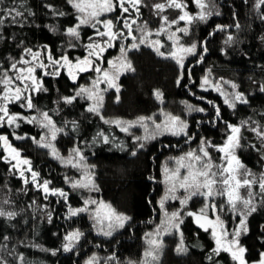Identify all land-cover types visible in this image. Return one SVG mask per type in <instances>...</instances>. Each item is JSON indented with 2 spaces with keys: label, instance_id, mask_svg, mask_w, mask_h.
I'll use <instances>...</instances> for the list:
<instances>
[{
  "label": "trees",
  "instance_id": "16d2710c",
  "mask_svg": "<svg viewBox=\"0 0 264 264\" xmlns=\"http://www.w3.org/2000/svg\"><path fill=\"white\" fill-rule=\"evenodd\" d=\"M23 2L33 14L25 12L26 22L22 25L5 20L0 31V68L8 69L14 59L23 56L24 48L36 51L47 47L54 57L67 54L75 59L86 55L83 45L92 29L82 27V38L76 41L77 47L69 48L70 37L65 34V29L74 25L76 18L66 0ZM154 3V0H145L146 6L141 10L148 20L155 18ZM211 5L213 14L191 27V41L197 49L183 68L147 45L129 51L128 60L135 71L121 75L119 92L110 89L104 94L99 115L87 111V100L77 98L71 104L62 100V97L73 96L79 86L89 81L87 77L73 81L66 71L57 77L45 76L43 87L47 91L34 96L36 108L47 111L56 125L64 129L57 138L58 149L68 154L79 147L87 162L95 167V184L102 199L117 212L131 218L111 236L96 230L89 212L69 216V207L83 205L84 194L66 184L61 161L48 148L31 139L39 137L34 125H20L16 130L24 137L20 140L15 139L14 131L8 126L0 127V134L8 135L12 145L31 161L33 171L39 173L38 181L48 180L50 188H61L68 193L66 200L51 192L44 193L31 182L29 172L26 171L25 176L29 182L25 183L18 170L0 159V208L16 213L12 218L0 216V264H85L93 253L108 256L120 264H142L148 248L146 234L152 233L163 217L159 201L166 189L163 181L166 159L190 147L201 146L202 140L222 144L230 133L228 124L248 122L238 134L239 156L253 173L264 172V140L252 130L260 126L264 131V91H261L264 87V4L260 0H211ZM11 6L13 0H3L0 4V7ZM53 9L68 15L58 16ZM229 36L232 41L225 43ZM163 51H168V47ZM208 73L237 85L236 89L245 95L247 103H236L232 108L224 102L223 95L201 87ZM181 76L178 85L177 79ZM157 91L163 94L162 99L156 97ZM189 104L205 111L188 113ZM13 106L22 111L18 104ZM217 106L220 109L218 117ZM165 114L185 120L189 125L188 136L176 137L167 133L146 142L144 149H138L133 136L120 130L123 125L104 122L132 121L140 116H153L155 122H162ZM100 132L109 137V143L101 142ZM130 133L143 135V130L136 127ZM121 142L122 149L116 147ZM133 151L136 155H132ZM2 154L0 149V156ZM261 195L264 194H260L257 210L248 216L247 232L240 240L248 262L260 260V254L264 253V201ZM204 204L203 197H193L188 208L198 211ZM77 230L83 236L71 251H64L66 235ZM180 232L187 251L176 250L181 239L179 232L162 234L163 247L153 264H238L227 252L221 251L219 256L212 253L215 240L211 231L205 232L196 225L192 216L183 219ZM210 255L211 260L208 259Z\"/></svg>",
  "mask_w": 264,
  "mask_h": 264
},
{
  "label": "snow or ice",
  "instance_id": "6c2138e0",
  "mask_svg": "<svg viewBox=\"0 0 264 264\" xmlns=\"http://www.w3.org/2000/svg\"><path fill=\"white\" fill-rule=\"evenodd\" d=\"M3 0H0L2 4ZM264 4V0H260ZM66 3L71 6L75 13L76 23L65 29V34L73 40L79 42L81 40V28L89 27L94 30L93 36H89L88 43L84 48L87 55L83 58H70L67 54H61L59 57H54L50 49L45 47L42 50L34 51L32 48H24V56L19 59H14L8 69L0 68V127H19L20 122L29 124H37L44 130V134L40 141H36L42 147L51 149V154L62 163H66L71 167L83 173L82 179H77L71 182L74 189H84L91 191H99V187L94 182V173L91 171L92 166L84 163V156L79 147L73 148L72 153L68 157L61 156L52 141H55L58 134L64 133V129L57 127L56 122L47 111L39 113V118L36 115L25 116L21 113H13L10 111V105L19 104L21 107L33 110L36 105L33 103L35 94L46 92L43 87V79L45 76L57 77L61 75V70L67 72L68 76L73 80H77L79 73H87L93 71L97 73L95 80L91 82V86H81L78 91L71 97H62V100L71 104L77 98L91 101L87 111L100 114V109L103 107V92L107 88L116 87L114 81L119 78V75L126 71H135L130 60L127 59V53L133 49L139 50L141 45L151 47L158 55L171 58L177 62L180 68L184 67V60L187 54H194L197 49L196 44L184 46L180 43L181 36L177 33H187L188 28H176L170 31L173 24H179L180 21H186L191 24L194 20L206 21L213 13L209 10L208 0H194V3L200 8V11L194 16L186 11V0H162L152 5L157 16L161 19V25L158 29L152 30L147 22H140L142 16V8L145 7V0H66ZM51 7V5H49ZM167 9H179L182 14L176 19L169 20L167 15L163 13ZM58 16H65L62 10L53 9ZM25 12L28 15L33 13L27 9L23 0H13V6L0 7V31H2L5 20H10L13 25H22L26 22ZM118 13V14H117ZM112 17V18H110ZM219 27V26H218ZM239 27V25H237ZM55 30V29H53ZM219 30L223 31V28ZM167 34V39L172 41V47L167 52L161 51L164 43L158 39H151L153 35ZM2 38V36H0ZM124 41H131L127 46ZM232 37L229 36L225 43H230ZM119 43L120 56L115 60L107 61L109 68L101 67V62L104 60L103 53L108 49L116 47ZM69 48L77 47V44L69 41ZM204 51H207L204 48ZM29 56L30 59L25 58ZM12 73V74H9ZM181 77H178L177 84H180ZM106 84L107 88L101 89L100 85ZM205 84H210L208 77L204 78ZM216 91H220L225 97L224 102L230 107L235 108L236 102L247 103V99L243 93L235 92L225 94L221 91L219 84L212 85ZM238 86L232 84V88ZM264 91V87L261 88ZM158 99H162L163 94L159 91L155 93ZM229 95L232 99L229 100ZM119 99V97H117ZM188 113L193 111L204 112V108H196L193 105H187ZM220 114V109L216 107L217 117ZM166 119L162 123H155L153 116H140L132 121L121 120H104L105 123H113L121 126L120 130L129 133L133 136V141L138 149H144L146 142L156 140L158 136L169 133L174 136H188V123L179 116L165 114ZM248 122L244 121L240 125L228 124L230 134L223 145H212L210 141L202 140L201 146L197 150H191L183 156L174 159V167H164V182L168 185L164 197L161 198L159 204L164 208L167 200H178L181 209L168 213L165 211L164 220L157 228L155 233L146 234L148 248L144 252L142 264H153L159 259L158 252L163 247L160 239L161 234H172L174 231L179 232L181 237L180 244L177 246V252L184 253L187 251L183 242V233L180 232V226L183 223L181 211L193 199V197L205 198V204L198 212L187 211L186 215L195 218V222L205 231L211 229V235L215 239V247L212 253L216 256L220 252H227L231 258L238 264H248L244 258L246 249L239 246V237L241 232H247V217L255 212L256 205L254 200L258 193L253 191V186L258 185L259 194H264V174L257 178L251 170L243 165L239 158L235 155V150L240 146V136L238 135L241 128ZM75 127V122H72ZM151 125V127H150ZM142 128L143 135H133L130 133L132 128ZM257 135L264 140V131L260 126L252 129ZM98 138L102 143H109V137L103 132L98 133ZM190 138V137H189ZM15 139H24L23 136H16ZM35 140V138H31ZM47 141V142H43ZM95 142V139H94ZM0 147L7 152V155L0 156V159L11 163L14 169H20L19 175L24 178V182L28 183L25 177V171L31 174V182L36 184L43 190L44 193L58 195L67 199L68 193L62 189L49 188L50 181H38L39 173L33 171L31 161L27 158H21L20 150L12 145L8 135L0 134ZM116 147L123 148V143L117 144ZM209 147L216 148L221 155V163H214ZM132 155H136L133 151ZM22 166H27L23 168ZM183 170V172H182ZM66 179H69L66 177ZM240 189L246 190V195H242ZM181 195L177 193L181 192ZM221 197L225 199L227 210H230L235 215L241 217L238 226L231 232L228 231L224 220L221 219L219 213L224 211L223 207L215 203V199ZM261 200L264 201V195H261ZM89 205H97L93 211V219L96 221L98 231L105 235L111 236L117 228L124 227L126 221L131 218L123 213L117 212L111 204L104 201H97L89 197L84 200V206L79 208L69 207V216H76L80 213L89 211ZM209 212L213 213L209 216ZM16 215L14 212H6L0 208V216L12 218ZM107 222V230L104 225ZM83 236L79 230L68 233L65 237L67 243L63 245L64 251H71L75 247V243ZM261 258L258 264H264V253H261ZM22 259V258H21ZM212 259V255L208 257ZM86 264H97V258H90ZM133 264V262H129Z\"/></svg>",
  "mask_w": 264,
  "mask_h": 264
},
{
  "label": "rangeland",
  "instance_id": "374dc122",
  "mask_svg": "<svg viewBox=\"0 0 264 264\" xmlns=\"http://www.w3.org/2000/svg\"><path fill=\"white\" fill-rule=\"evenodd\" d=\"M154 2L155 3H158V2H162V0H154ZM208 2H209V10L211 11V7H212V5H211V0H208ZM154 3V4H155ZM186 3H187V8H186V11L187 12H189L190 14H192V15H196L199 11H200V8L194 3V0H192V1H189V0H186ZM118 14V13H117ZM164 15H167L168 17H169V20H172V19H176V18H178V16L180 15V14H182V12H181V10H179V9H167L166 10V12L165 13H163ZM154 17L155 18H153V19H150V20H148V19H146L145 17H144V15L142 14V16H141V18H140V22H147V24H148V26H149V28L150 29H152V30H156V29H158L159 27H160V25H161V19H160V17L159 16H157L156 14H154ZM110 18H112V17H110ZM197 22H200V21H198V20H194L190 25L189 24H187V22L186 21H180L179 22V24H173L172 26H171V29H170V31H174L176 28H184V27H187L188 28V32L187 33H177V35L178 36H181V41H180V43L181 44H183L184 46H191L192 44H195V42L194 41H191L192 40V35H191V27L195 24V23H197ZM93 33H94V30L92 29V32L90 33V35L89 36H93ZM69 37V36H68ZM88 38V37H87ZM151 39H158V40H161L163 43H164V47H168V50L169 49H171V47H172V41H169L168 39H167V34H164V33H162V34H160L159 36H156L155 34L153 35V37L151 38ZM69 41H71L72 43H75L76 44V41L75 40H73L71 37L69 38ZM89 41H87V43H88ZM131 41H124V42H120V43H123L125 46H127L129 43H130ZM163 47V48H164ZM163 48H161V51H163ZM165 52V51H164ZM167 52V51H166ZM25 55V53L23 54V56ZM86 55H87V51H86ZM191 55H193V54H187L186 55V58H185V60H184V64H185V62H186V60L189 58V56H191ZM120 56V51H119V43L117 44V46L116 47H113V48H110V49H108L105 53H103V57H104V60L101 62V67H103V68H109V65H108V63H107V61H109V60H115L117 57H119ZM25 58H28V59H30V57L29 56H26ZM80 58H83V57H80ZM127 59H128V53H127ZM62 71H64V70H61V72ZM127 72V71H126ZM126 72H123V74L124 73H126ZM9 74H12V73H9ZM97 73H95V72H93V71H88L87 73H79L78 74V78H77V80L80 78V77H83V78H88L89 79V81L88 82H86V83H84V84H82L81 86H91V82L93 81V80H95L96 79V77H97ZM122 75V74H121ZM121 75H119V78L118 79H116L115 81H114V83H115V85H116V87H118L119 89H120V85H119V79H120V77H121ZM205 77H208V80L210 81V84H205L204 85V89L205 90H214L215 92H217V93H219V94H221V92L220 91H216L215 89H214V87L212 86V85H215V84H219L220 86H221V91H223L225 94H231V93H235V92H239L236 88H232V83H230L228 80H225L224 78H216V77H214L213 75H211L210 73H208L207 75H205ZM204 77V78H205ZM204 78H203V80H202V83L204 82ZM76 81V80H75ZM81 86H79V87H81ZM100 88L101 89H105V88H107V85L106 84H101L100 85ZM79 89V88H78ZM110 89H115V88H107V91L108 90H110ZM116 90V89H115ZM78 91V90H77ZM107 91H104L102 94H103V97H104V94L107 92ZM241 93V92H240ZM231 99H232V97H231V95H229V100L231 101ZM88 103L90 104L91 103V101H88ZM236 103H240V102H236ZM14 104H12V105H10V111L11 112H13V113H21V114H23V115H25V116H33V115H36V116H38V118H39V113H42L43 111H41V110H39V109H37V108H35V109H33V110H30V109H27V108H24V107H21L19 104H18V106L21 108V112L20 111H18V110H16L15 109V107L13 106ZM166 119V117L164 118V120ZM163 120V121H164ZM162 121V122H163ZM162 122H155V123H162ZM22 123H27V122H20V125L22 124ZM32 125H34L37 129H38V131H39V137H38V139H36V140H34L35 142L36 141H40L41 140V137L43 136V134H44V130L43 129H41L37 124H32ZM9 127V126H8ZM20 127V126H19ZM18 127V128H19ZM58 127V126H57ZM150 127H151V125H150ZM11 130H13L14 131V135H16V136H21V135H19V134H17V132H16V130L18 129L17 127H9ZM139 128V127H138ZM133 129V128H132ZM132 129H130V131L132 130ZM142 129V128H141ZM143 130V129H142ZM144 134V133H143ZM165 134H167V133H165ZM169 134V133H168ZM230 133H228V135H229ZM227 135V136H228ZM182 136H184V135H180V136H176V137H182ZM59 137V134H58V136H57V138ZM57 138H56V140L55 141H52V143L55 145V148L58 150V152H59V154L61 155V156H64V157H68L69 156V154L70 153H72V152H68V154H64L62 151H60L59 149H58V147H57V145H56V143H57ZM226 140H227V137L224 139V141H223V143L222 144H220V145H223L225 142H226ZM43 142H47V141H43ZM37 144V143H36ZM212 144V143H211ZM40 145V144H39ZM212 145H214V144H212ZM220 145H217V146H220ZM13 146L14 147H16L17 148V146H15L14 144H13ZM41 146V145H40ZM42 147V146H41ZM199 147L200 146H195V147H190L189 149H187L186 151H184V152H182V153H180V154H178V155H171V156H169L167 159H166V162H165V164H164V167H165V165H167L168 167H174V163H173V161H174V159L175 158H177V157H180V156H183L185 153H187V152H189V151H191V150H197L198 151V149H199ZM241 148V143H240V146L238 147V148H236V150H235V155L239 158V160H240V162L243 164V165H245L244 163H243V161H242V159L240 158V156H239V149ZM0 149H2V151H3V154H2V156H5V155H7V152L3 149V147H0ZM50 150V152H51V149H49ZM208 151L210 152V154H211V157H212V160H213V162L214 163H217V164H219V163H221V153L219 152V151H217L216 150V148H214V147H209L208 148ZM20 153H21V158H24V156L25 155H23V153L20 151ZM85 158V157H84ZM7 162V161H6ZM12 163H15V161H12L11 163H10V165L12 164ZM84 163L86 164V165H88V166H92L91 167V171L94 173V182H95V167L93 166V165H91V164H89L88 162H87V160H86V158H85V160H84ZM61 164H62V166H63V170H64V175H65V182H66V184L67 185H69V186H71V182L72 181H75V180H77V179H82L83 178V173L82 172H80V171H78L77 169H75V168H73V167H71L70 165H68V164H66V163H62L61 162ZM246 166V165H245ZM12 167V166H11ZM23 168H24V166H22ZM164 167H163V174H164ZM247 167V166H246ZM248 168V167H247ZM249 169V168H248ZM16 170H18L19 172H20V169H16ZM250 170V169H249ZM182 172H183V170H182ZM252 172V171H251ZM253 173V172H252ZM257 178H259L260 177V175L261 174H264V172H262V173H253ZM25 176H26V171H25ZM66 177L67 178H69V179H66ZM163 178H164V175H163ZM163 181H164V179H163ZM165 183V182H164ZM166 184V183H165ZM72 187V186H71ZM167 187H168V185L166 184V189H167ZM50 188V187H49ZM50 189H52V188H50ZM57 189H61V188H57ZM74 189V188H73ZM166 189H165V192H166ZM76 190H81L82 192H83V194H84V200L85 199H88L89 197H91L92 199H96L97 201H104L105 203H108V204H110L108 201H105L104 199H102V197L100 196V192L98 191H91V192H89L88 190H84V189H79V188H77ZM182 191L183 190H181V192H179V193H177V195H181L182 194ZM253 191L255 192V193H258V195L256 196V199L254 200V203H255V205H256V207L258 206V204H259V202H260V194H259V187H258V185H255V186H253ZM240 192H241V194L242 195H246V190H244V189H240ZM165 195V194H164ZM164 195H163V197H164ZM205 199V198H204ZM84 200H83V205L82 206H80V207H83L84 206ZM190 202V201H189ZM215 203L218 205V206H220V207H223L225 210L224 211H221L220 213H219V215L221 216V219L222 220H224V222H225V225H226V227H227V229H228V231L229 232H231L233 229H235L237 226H238V224H239V221H240V219H241V217L240 216H238V215H235L233 212H231L230 210H227V205H226V203H225V199L224 198H221V197H217L216 199H215ZM188 205H189V203L184 207V209H183V211H181V216H182V219H184L185 217H187L188 215H186V212L187 211H193V212H198V211H194V210H191V209H189L188 208ZM168 206H170V207H168ZM97 207V205H89V214L92 216V218H93V211H94V209ZM181 209V205H180V203H179V201L178 200H167L166 202H165V205H164V208H163V217H162V221L164 220V218H165V216H164V213H165V211H167L168 213H171V212H173V211H177V210H180ZM213 215V213H211V212H209V216H212ZM193 219H194V222H195V218L193 217ZM247 219H248V217H247ZM94 220V219H93ZM162 221L154 228V231L152 232V233H155L156 232V230H157V228L161 225V223H162ZM196 223V222H195ZM94 224H95V227H96V230L98 231V228H97V224H96V221L94 220ZM196 225H198L197 223H196ZM246 225H247V221H246ZM199 226V225H198ZM200 227V226H199ZM104 228H105V230H107V222H105V225H104ZM210 231H211V229H209ZM180 231V230H179ZM99 232V231H98ZM100 233V232H99ZM243 231L241 232V235H240V237L238 238L239 239V246H241V247H243L242 245H241V236L243 235ZM163 234V233H162ZM161 234V236H163ZM68 235V234H67ZM66 235V236H67ZM161 238V237H160ZM215 240V239H214ZM65 243H67V241H65ZM64 243V244H65ZM77 243V242H76ZM75 243V244H76ZM63 244V245H64ZM92 257H96L97 258V264H120L119 262H117V261H111L110 260V257H108V256H105V255H98V254H96V253H93V254H91L89 257H87V259H86V261H85V264H86V262L90 259V258H92ZM115 262V263H114ZM248 262V261H247ZM258 262H259V260L258 261H255V262H248V264H258Z\"/></svg>",
  "mask_w": 264,
  "mask_h": 264
}]
</instances>
